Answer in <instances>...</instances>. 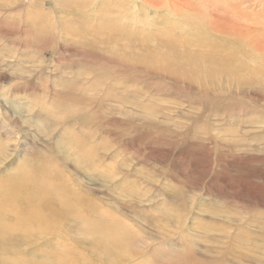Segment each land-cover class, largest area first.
<instances>
[{
  "label": "rangeland",
  "instance_id": "374dc122",
  "mask_svg": "<svg viewBox=\"0 0 264 264\" xmlns=\"http://www.w3.org/2000/svg\"><path fill=\"white\" fill-rule=\"evenodd\" d=\"M146 1L0 0V178L49 173L53 190L67 180L63 189L74 187V206L92 221L90 228L75 225L67 214L64 226L56 225L65 239L39 229L21 233L18 246L27 261L20 264L46 255L66 257L62 264H75L74 257L76 264H101L88 237L92 226L98 235L109 225L122 226L123 239L139 237L159 231L155 217L167 230L162 244L153 249L152 242L147 250L121 245L120 253L133 257L127 264H264V125L255 124L264 113V91L230 85L234 81L223 74L202 90L196 78L208 64L203 57L215 59L197 35L223 41L220 53L234 51L246 37L260 41L264 0ZM51 2L56 9H49ZM40 8L45 30L33 24ZM230 25L237 28L230 32ZM124 32L129 39L116 37ZM97 40L104 43L98 47ZM252 55L264 58V51ZM171 66H177L173 73ZM195 69L193 76L185 72ZM71 200L65 211L75 209ZM10 209L17 215L7 212L8 221L25 211ZM21 217L12 224L27 226ZM18 252L0 254V260ZM232 252L245 260L231 262ZM251 256L256 259L247 263Z\"/></svg>",
  "mask_w": 264,
  "mask_h": 264
},
{
  "label": "bare ground",
  "instance_id": "6f19581e",
  "mask_svg": "<svg viewBox=\"0 0 264 264\" xmlns=\"http://www.w3.org/2000/svg\"><path fill=\"white\" fill-rule=\"evenodd\" d=\"M53 2L55 0H52ZM146 1V0H145ZM150 2L152 0H149ZM173 1V0H172ZM175 1V0H174ZM51 2L49 4V9H56V7L54 6V3ZM66 2V1H65ZM89 2V1H88ZM87 2V4H88ZM126 2V1H125ZM147 2V1H146ZM159 2V1H158ZM141 3V2H140ZM162 3V2H161ZM177 3V2H176ZM238 4H240L241 6H243V4L240 2H237ZM55 4H57V2H55ZM80 4H85V3H81ZM98 4H102V2L98 3ZM160 4V3H159ZM147 5V4H146ZM232 5V4H231ZM236 5V4H235ZM44 6V4H41L40 7ZM70 6V5H69ZM81 6V5H80ZM92 6V5H90ZM89 6V7H90ZM141 6V5H140ZM178 6V5H177ZM237 6V5H236ZM256 6V5H255ZM143 7V6H142ZM165 7V5H164ZM173 7V6H172ZM181 7V6H180ZM198 7V6H197ZM214 7V6H212ZM87 8V7H86ZM101 7H99L98 10H100ZM145 8V7H144ZM175 8V7H174ZM234 8V7H233ZM241 8V7H240ZM243 8V7H242ZM42 11H41V14L38 16V21H35L33 24L37 25L40 23V28L42 27L43 30L46 29V25L43 26V15L42 14H46L44 13V10L43 8H40ZM91 9V8H90ZM94 9V8H93ZM239 9V7H238ZM157 10V9H156ZM217 10V9H216ZM232 10V9H231ZM241 10V9H239ZM83 11V10H82ZM101 11V10H100ZM104 10H102L103 12ZM108 11V9H107ZM213 11V9H212ZM113 12V11H112ZM216 11H214L215 13ZM233 12V11H232ZM230 12V13H232ZM107 13V12H106ZM182 13V12H181ZM235 14V13H234ZM249 14V13H248ZM134 15V14H133ZM136 15V14H135ZM238 15V13H237ZM236 15V16H237ZM241 15V13H240ZM253 15V14H252ZM213 16V15H212ZM101 17V16H100ZM242 17V16H240ZM135 18V17H134ZM236 18V17H235ZM234 19V18H233ZM237 19V18H236ZM235 19V21H236ZM241 19V18H239ZM132 20V19H131ZM234 21V20H233ZM239 21V20H238ZM130 22V21H129ZM237 22V21H236ZM242 22V21H241ZM72 23V22H71ZM216 23V22H215ZM238 23V22H237ZM262 25L264 24V21L263 22H260ZM175 24V22H174ZM83 25V24H82ZM177 25V24H176ZM67 26V21H64L61 23V29L62 27H66ZM168 26V25H167ZM197 26V25H196ZM52 29H54L53 26H51ZM236 26H234V29H235ZM241 27V26H240ZM82 28V27H81ZM200 28V27H199ZM237 28V27H236ZM260 28V27H259ZM68 29V27L66 28V30ZM234 29L231 27L230 25V32H233ZM239 29V28H238ZM241 29V28H240ZM82 30V29H81ZM196 30V29H195ZM220 30V29H219ZM243 29H241L242 31ZM63 31V29H62ZM88 31V30H87ZM244 31V30H243ZM258 30H256V33H257ZM89 32V31H88ZM225 32V31H224ZM249 32V31H248ZM75 33V32H74ZM117 33V32H116ZM185 33V32H184ZM201 33V31H200ZM238 33V32H237ZM259 33V32H258ZM79 34V33H78ZM195 34H198V33H195ZM232 34V33H231ZM239 34V33H238ZM261 34V33H260ZM205 35V34H204ZM241 35L245 36L247 34H244L242 33ZM111 36V34H110ZM108 36V37H110ZM180 36V35H179ZM258 36V34H257ZM256 36V38H257ZM71 37V36H70ZM74 37V36H73ZM89 37V36H88ZM114 37V36H113ZM116 37H121V38H126V39H129L128 35L124 32V34H118L116 35ZM131 37V36H130ZM255 37V35H254ZM196 38V37H195ZM193 37V39H195ZM250 38V37H249ZM249 38H245L244 40H240L241 42H236L235 45H232L233 46V50H229L228 52L224 53H220L222 50H221V45H224V43L222 42H218L216 43L217 41L213 42V41H210L208 39H206L205 37L201 36L198 34L197 35V43H201L203 42L204 44V41H208V43L210 44V47L215 51V56L213 58L209 57L208 56H204L203 58H208L207 60V63L208 64H203L205 66V68H203L204 70L203 71H199L200 73L204 74L200 77H196V78H199L198 82L199 84H204L202 90L204 88H207L208 87H212L216 81L218 80L219 77H228L230 75V80L231 81H234V83L232 84L230 82V85H233L235 84V86L238 85V87H241V88H251V90L257 88L256 90H259L260 92L261 91H264V58L263 56L262 57H255L252 55L253 52H263L264 51V37L263 39L260 38V41H256V40H251ZM132 39V38H131ZM214 39V38H213ZM95 40V39H94ZM108 40V39H107ZM112 40V39H110ZM120 40V39H119ZM123 40V39H122ZM225 40V39H224ZM109 41V40H108ZM118 41V40H117ZM186 41V40H185ZM12 42V41H11ZM102 43H104V41H101V40H97L96 42V45L99 47V45ZM112 42V41H111ZM135 42V41H134ZM118 43V42H116ZM185 43V42H184ZM196 43V42H195ZM250 44L251 46H248L246 44ZM89 45L90 43H87V49L89 48ZM121 45V44H120ZM185 46V44H183ZM208 45V44H206ZM105 46V45H104ZM119 46V45H118ZM193 46V45H192ZM263 49H261V47ZM171 47V46H170ZM174 47V46H173ZM195 47V50L197 49L196 46ZM227 47V46H226ZM247 47H250L249 49H247ZM147 49L150 50V48L146 47ZM145 48V49H146ZM168 48V46H167ZM181 48V47H180ZM208 48V47H206ZM245 48V50H244ZM227 49V48H226ZM148 50V51H149ZM191 50V49H190ZM194 50V51H195ZM207 50V49H206ZM224 50V49H223ZM151 51V50H150ZM208 51V50H207ZM236 52H242L241 54L240 53H236ZM171 53V51H170ZM183 53V51H182ZM190 53H192L190 51ZM212 54V53H211ZM216 54H220V57H217ZM256 54V53H255ZM258 54V53H257ZM180 55V54H179ZM181 56V55H180ZM179 56V57H180ZM184 56V55H182ZM192 56V55H191ZM189 55V57H191ZM173 57V56H172ZM177 57V56H175ZM188 57V58H189ZM195 57V56H194ZM213 57V56H212ZM196 58V57H195ZM172 59V58H171ZM198 59V58H197ZM170 60V59H169ZM179 60V58H178ZM191 60V61H190ZM195 61V59H193ZM206 60V59H205ZM134 61V60H133ZM177 61V60H176ZM188 61H190V64H192L191 62L192 61V57L191 59H188ZM169 62V61H168ZM210 62L213 63L214 65L215 64H218L217 67H214L212 65H210ZM172 63V62H171ZM174 63V61H173ZM181 63V62H180ZM196 63V62H195ZM183 65V64H182ZM181 65V66H182ZM184 65H186L184 63ZM167 66V65H166ZM180 66V65H179ZM190 66V65H189ZM194 66V65H193ZM175 66H171V67H168L167 68V71H170L169 73H173V68ZM177 67V66H176ZM175 67V68H176ZM186 67V66H185ZM195 67V66H194ZM190 68V67H188ZM197 68V67H196ZM213 68V69H212ZM166 69V68H165ZM177 69V68H176ZM181 69V68H180ZM192 69V68H191ZM176 71V70H175ZM180 71V70H179ZM179 71H177L178 73H180ZM197 71V69L191 71L189 70V72L185 71L188 74L190 75H195V72ZM184 73V72H183ZM219 73L220 75H215ZM175 74V73H174ZM182 74V73H181ZM221 74H223L224 76H222ZM179 75V74H178ZM177 75V77H178ZM184 75V74H183ZM182 75V76H183ZM181 77V76H179ZM185 77V76H184ZM187 77V76H186ZM190 77V76H188ZM85 81V80H83ZM207 84V86H206ZM85 86V85H84ZM247 86V87H246ZM257 86V87H256ZM200 87V86H199ZM81 88V87H80ZM237 89V88H236ZM85 90V89H84ZM238 90V89H237ZM244 90V89H243ZM232 91V90H231ZM259 92V93H260ZM245 93V92H244ZM252 93V92H251ZM124 94V93H123ZM242 94V92H241ZM254 94V93H253ZM253 94L250 95V99L253 98ZM256 94V93H255ZM236 95V94H235ZM248 95V94H247ZM259 95V94H258ZM238 96V95H237ZM257 96V95H255ZM233 97V95H232ZM259 96H257L258 98ZM123 98H126V97H123ZM53 100V98H51ZM243 99V98H242ZM125 100V99H123ZM260 101V100H259ZM124 102V101H122ZM125 102H128V101H125ZM124 102V104H125ZM234 102V101H233ZM241 103V102H240ZM47 105L46 104V108H47ZM50 106V105H49ZM133 106V105H132ZM134 107V106H133ZM46 108H44L45 110H47ZM140 109V108H139ZM261 109V108H260ZM65 110V109H64ZM255 110V109H253ZM49 111V109L47 110V112ZM245 112V110H243ZM64 112V111H63ZM143 112V111H142ZM264 112V110L262 111ZM68 113V112H67ZM78 113V112H77ZM70 114V113H68ZM88 114V113H87ZM255 114V113H254ZM84 116L86 117V114L84 112ZM7 124V123H6ZM168 124V123H167ZM236 124V123H235ZM256 127L257 128H262L261 125H264V113L262 114V118L260 120L257 119L256 121ZM8 125V124H7ZM234 125V124H233ZM85 128V127H83ZM234 128V127H233ZM85 130V129H84ZM87 130L83 131L82 133L86 132ZM233 131V130H232ZM233 133V132H232ZM235 133V132H234ZM81 134V133H80ZM111 134V133H110ZM236 134V133H235ZM239 134V133H237ZM157 135V134H156ZM234 135V134H233ZM262 135V134H260ZM264 135V133H263ZM231 136V135H230ZM239 136V135H238ZM70 137V135H69ZM87 137V136H86ZM233 137V136H232ZM231 137V139H233ZM78 138V137H77ZM87 139V138H86ZM85 139V140H86ZM75 140V139H74ZM88 140V139H87ZM86 140V141H87ZM237 141H239L237 139ZM232 142V141H231ZM136 143V142H135ZM76 145V143H75ZM231 145V144H230ZM89 146V145H88ZM74 147V146H73ZM235 147V145H234ZM238 146H236L237 148ZM72 148V146H71ZM84 148V147H82ZM68 150V149H67ZM72 150V149H71ZM237 150V149H236ZM239 150H241L239 148ZM234 151V150H233ZM262 151V150H261ZM68 152V151H67ZM73 152V151H71ZM77 151H75L76 153ZM80 152V151H78ZM235 153V151H234ZM70 154V152H69ZM79 154V153H78ZM77 154V155H78ZM117 154V153H116ZM76 155V154H75ZM70 157V156H69ZM72 157L73 158H76L73 156L72 154ZM78 157V156H77ZM65 158V157H64ZM71 158V157H70ZM79 160V159H77ZM85 164V162H83ZM86 163L88 164L89 163V157L87 155L86 157ZM58 164V163H57ZM37 171V170H36ZM39 173V172H38ZM40 176V175H39ZM42 177V179H41ZM55 177V176H54ZM54 179L53 177H51V175L48 173V174H42L40 176V179L38 178V176L34 175V174H31L29 172H25L23 174H21L20 172H17L16 174H12V175H9V176H5L3 178H0V254H9V255H13V254H16L17 251H19L18 253H20V250H19V246H18V243H20L19 245H21L23 242H22V238H21V233H26L27 232V235H29L30 233H32V231L34 230V232H38V229L41 230V232H45V234H49V235H55V237L57 238H63L65 239V233L62 232V229L58 230L59 227L57 228L56 225H57V222L62 223L64 222L63 220L66 221V219L69 217V219H67V221H72L75 225H82V224H85L88 228H90V226H88V222H92L91 219L88 221V218L86 216V211L85 209H81L80 206L78 207H75L74 205L76 204V198L74 196H71L70 194L71 191H73L74 187L73 185L69 184L68 186L70 187H73L69 190H64L63 189V184L66 183V178H63L64 181L63 183H57V185H59L58 189L57 190H53L51 189V184H54L53 180ZM69 179V178H68ZM61 180V179H60ZM53 181V182H52ZM52 182V183H51ZM44 184V185H42ZM68 184V183H67ZM135 186V185H134ZM80 185L78 184L77 185V188H79ZM77 191V189L75 190ZM69 192V194H68ZM74 193V192H73ZM167 195V194H166ZM59 196V197H57ZM87 196V195H86ZM160 196V195H159ZM57 197V198H56ZM134 197V196H133ZM56 198V199H55ZM59 198V199H58ZM139 198V197H138ZM67 199L68 200H71V204L73 205V207L75 209H66L67 211H65V208L66 207V203L65 201L67 202ZM86 199V198H85ZM133 199V198H132ZM70 203V201H69ZM4 204L7 205L8 209H3L2 206H4ZM16 207H19V208H24L25 211H23L24 213L19 215L16 219H13L11 221H8V218L5 217L4 215H7V212L10 213V215L14 216V215H17V211L14 210V209H10V208H16ZM91 207V206H90ZM106 210V209H105ZM107 212V211H106ZM104 215H107L108 212ZM77 213V214H76ZM79 213V214H78ZM67 214L69 216H67ZM72 215V216H71ZM74 215V216H73ZM22 216L21 218H23V220H21L22 224L23 225H27V226H15L13 225L12 223H16L19 219V217ZM108 217H110V215H108ZM264 218V216H263ZM262 218V220H263ZM71 219V220H70ZM155 219V222L154 223V220H152V222L156 225V227L158 228V226L160 227L159 228V231H156L155 233L149 231L150 233L148 232H143L142 231V228L140 227H137L138 231L139 232H143V233H140L139 234V237L136 236L137 233H134V234H130V237H127V238H124L122 237V235L120 234L121 231H122V226L120 228H112L111 226L107 225V226H104L103 229H98L100 230L99 234H96V226H92V229L95 231H93L91 229V234H88L90 238H92V241L93 243L90 244L91 246L94 245L96 246V251H97V260L101 262V264H127V263H130L131 260H133V257L131 256L130 257V254L128 252V254L124 255V252L123 254L120 253V247L121 245L123 246V248H127L131 245H137L145 250H147L148 248L152 247L153 246V249L156 247V246H160V244H162L161 242L164 240V236H165V227H162V224L159 223V219L157 217L154 218ZM62 220V221H61ZM117 220V219H116ZM112 221L115 222V219H113ZM118 221V220H117ZM34 222V224H33ZM56 222V223H55ZM71 222V223H72ZM99 222V220H98ZM107 222V221H106ZM93 223L94 224H99V223H95V221L93 220ZM92 223V224H93ZM101 223V222H100ZM69 224V223H67ZM34 225V226H33ZM52 225H54V227L57 228V231L54 230L55 228L54 227H51ZM62 225L64 226V224L62 223ZM60 224V228H62V226ZM104 225V224H103ZM122 225V224H121ZM58 226V225H57ZM100 226V225H99ZM116 226V225H115ZM148 226V225H147ZM150 226V225H149ZM148 226V227H149ZM28 227V229H26ZM77 227V226H76ZM66 228V227H65ZM133 228H135L133 226ZM140 228V229H139ZM145 228V227H144ZM127 229V227H126ZM4 230L7 232H4ZM179 230V229H178ZM78 231V230H77ZM80 231V230H79ZM85 231V230H84ZM167 231V230H166ZM81 232V231H80ZM126 232V231H124ZM131 232V231H130ZM132 233V232H131ZM247 233V232H246ZM10 236H9V235ZM84 236H86L85 233H83ZM81 234V235H83ZM128 234V232H127ZM69 235V234H68ZM133 235V236H131ZM261 237L264 238V233H261ZM262 239V238H261ZM224 240V239H223ZM78 242V241H77ZM83 242V241H82ZM152 242H153V245H152ZM217 242H216V245H218ZM225 244V243H224ZM152 245V246H151ZM165 245V244H164ZM163 245V246H164ZM222 245V244H221ZM64 246H67V245H64ZM69 246V245H68ZM176 245H174L175 247ZM225 246V245H224ZM237 248V247H236ZM62 249V248H61ZM95 249V248H94ZM130 249V248H129ZM159 249V248H158ZM230 249V248H229ZM232 249V248H231ZM244 249V248H243ZM60 250V249H59ZM58 250V251H59ZM175 250V248H174ZM237 250V249H236ZM239 250V249H238ZM247 250V249H246ZM89 251V250H88ZM128 251V250H127ZM228 251V250H227ZM248 251V250H247ZM65 251H63L64 253ZM174 252V251H173ZM178 252V251H177ZM22 253H20L19 257H11V258H7V259H3V260H0V264H20L22 261H27L24 259V256H22ZM95 253V252H94ZM47 254V253H46ZM45 254V255H46ZM208 254V253H207ZM235 254H239V255H235ZM242 254L241 252H236V253H231L230 257H232V260L231 262L234 261V259H236L238 262H243L245 260V258L243 257V255H240ZM65 255V254H64ZM72 255V254H71ZM69 255V256H71ZM249 255L248 253H246V256ZM261 255V254H260ZM250 256V255H249ZM263 256V255H262ZM83 257V256H82ZM86 257V256H85ZM248 257V256H247ZM49 258L47 255L45 256V258H42L40 261H38L36 264H45V259L48 261V262H51L52 264H62V263H68L66 262V257H65V260H61V259H47ZM256 258L254 256H251L250 258H248V260L246 261L248 263L251 262L252 260H255ZM72 262H74L76 264V258H71ZM211 260V259H210ZM228 260V259H227ZM70 261V259H69ZM83 261H85L83 259ZM236 261V262H237ZM260 261H264V257H262V259ZM71 262V261H70ZM244 262V263H246ZM92 263V262H91ZM91 263H84V264H91ZM133 263V262H132ZM99 264V263H98Z\"/></svg>",
  "mask_w": 264,
  "mask_h": 264
}]
</instances>
